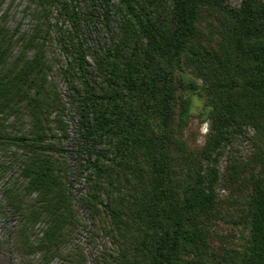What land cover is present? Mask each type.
<instances>
[{
    "label": "trees",
    "instance_id": "1",
    "mask_svg": "<svg viewBox=\"0 0 264 264\" xmlns=\"http://www.w3.org/2000/svg\"><path fill=\"white\" fill-rule=\"evenodd\" d=\"M4 4L0 212L13 252L264 264V0H30L28 32ZM194 96L203 143L188 134Z\"/></svg>",
    "mask_w": 264,
    "mask_h": 264
},
{
    "label": "rangeland",
    "instance_id": "2",
    "mask_svg": "<svg viewBox=\"0 0 264 264\" xmlns=\"http://www.w3.org/2000/svg\"><path fill=\"white\" fill-rule=\"evenodd\" d=\"M227 3L231 7H239L243 0H226ZM30 0H5V4L3 9L9 10L10 15L12 19L10 20L9 25L11 27H14L18 22L22 23V30L25 32H28L31 28L32 22L30 21L29 17L26 15V9L29 6ZM91 37H94L95 39H99L102 41L107 40L108 36L104 31L99 30L98 34L96 35H90ZM64 87V86H63ZM205 110V102L201 97L194 96L193 97V107H192V118L190 121V126L188 130V134L194 135L199 142L203 143L205 140V135L208 132V121L205 119L204 115ZM76 132L74 127L72 128V136H75ZM76 145L73 141H71V150H75ZM238 151V153H237ZM230 152V153H229ZM245 155L247 154V145H242L235 149H228L224 155V157L221 159L220 163V169L221 171L224 170L229 156H238V155ZM70 162L74 166L75 163V155H71ZM74 172H75V166H74ZM2 186L3 181L0 177V204H4V198L2 194ZM74 187L78 188L79 185L77 182L74 183ZM219 189L221 190V195L226 196L228 192L224 189H227L224 182L221 184V187ZM14 222H5L4 218L2 217V214L0 212V264H26L24 263L21 258L16 255L12 250V236L9 233V227H13ZM224 234H226L230 240H234L239 242L241 239V235L238 233V231H235L230 226H226L224 229ZM96 252V249H92L89 252ZM53 264H61L59 261H55ZM89 264L92 263V256L89 259Z\"/></svg>",
    "mask_w": 264,
    "mask_h": 264
}]
</instances>
